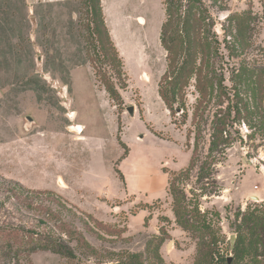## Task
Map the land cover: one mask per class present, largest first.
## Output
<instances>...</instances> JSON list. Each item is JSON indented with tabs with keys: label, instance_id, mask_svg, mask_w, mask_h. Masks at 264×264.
<instances>
[{
	"label": "rangeland",
	"instance_id": "374dc122",
	"mask_svg": "<svg viewBox=\"0 0 264 264\" xmlns=\"http://www.w3.org/2000/svg\"><path fill=\"white\" fill-rule=\"evenodd\" d=\"M201 1L212 49L197 63L224 76L231 97L239 89L252 110L231 129L216 185L201 193L195 177L180 183L191 197L197 187L216 245L200 244L173 211L170 172L189 165L198 91L192 77L186 113H172L160 95L168 69L165 0H101L106 40L91 33L82 0H0V247L34 235L74 251L39 250L22 264H120L131 254L142 264L237 262L230 243L239 234L236 213L264 204V74L261 102L246 80L264 72V0ZM205 136L206 151L210 121Z\"/></svg>",
	"mask_w": 264,
	"mask_h": 264
},
{
	"label": "trees",
	"instance_id": "16d2710c",
	"mask_svg": "<svg viewBox=\"0 0 264 264\" xmlns=\"http://www.w3.org/2000/svg\"><path fill=\"white\" fill-rule=\"evenodd\" d=\"M82 2L90 16V26L91 23L94 24L93 27L91 26L93 30L90 29L91 33L94 35V31H97L100 37L108 39L109 32L105 25L101 0H82ZM165 2L167 19L162 26L161 41L168 51V69L160 82V95L172 113H177L179 110L186 113L184 91L192 77H195V86L198 91L192 117L195 126L194 145L189 165L183 170L170 172L169 191L173 198V211L178 224L185 230L197 234L200 244L206 240L216 245L218 240L214 234L212 235L213 220L209 217V211L200 205L199 194L195 191L197 187L189 191L192 193L191 197L180 183L183 179L188 182L195 177L196 184L205 185L201 188V193H207L209 185H216L215 167L231 145L233 136L231 129L236 124L245 122L246 113L249 114L252 110L247 102L249 98L244 100L239 89H236L231 97L224 76L205 70L206 64L203 62L197 63L200 52L212 49V43L207 41L202 30L206 21V10L202 6V1L165 0ZM104 55H107V52ZM98 60H101L100 55ZM263 74L262 69H255L246 76V80L249 77L248 86L252 90L251 97L259 102L263 96L261 92ZM104 83L110 95L114 99H120L115 84L110 80H105ZM216 97L219 102L214 106V111L207 112L209 103ZM254 108L256 109L255 106ZM209 121V145L205 151V128ZM216 192L217 190L214 191ZM236 217L241 218V223L233 249L237 262L233 264H264V204L255 205L244 211L239 210ZM16 230L12 229L11 233L15 234ZM16 242L11 237L4 245H1L2 264H22L24 255L39 250H51L67 257L74 256L73 249L63 240L51 237L44 239L35 238L33 235L27 244L22 245L18 242L16 244ZM224 260L222 256L219 264ZM233 260L232 256L231 264ZM120 264H142V261L139 254H131Z\"/></svg>",
	"mask_w": 264,
	"mask_h": 264
},
{
	"label": "water",
	"instance_id": "95a60500",
	"mask_svg": "<svg viewBox=\"0 0 264 264\" xmlns=\"http://www.w3.org/2000/svg\"><path fill=\"white\" fill-rule=\"evenodd\" d=\"M131 113L134 112V108L133 107H130L128 109ZM27 120L29 121V124H27V128H30V123L33 122V118L31 116H27ZM255 197V200L259 201L260 198L258 196H254ZM236 238H237V234H232L231 237H230V243H231V250L234 249L235 247V243H236ZM231 260H232V256H229L228 257V261H229V264H231Z\"/></svg>",
	"mask_w": 264,
	"mask_h": 264
},
{
	"label": "bare ground",
	"instance_id": "6f19581e",
	"mask_svg": "<svg viewBox=\"0 0 264 264\" xmlns=\"http://www.w3.org/2000/svg\"><path fill=\"white\" fill-rule=\"evenodd\" d=\"M82 129V126L81 125H76V126H74V130H78V131H80Z\"/></svg>",
	"mask_w": 264,
	"mask_h": 264
}]
</instances>
